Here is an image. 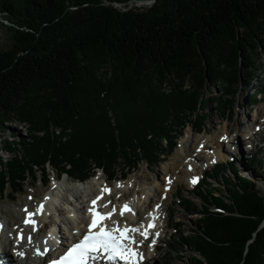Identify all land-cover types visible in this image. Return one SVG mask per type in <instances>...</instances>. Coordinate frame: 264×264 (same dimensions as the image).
I'll return each instance as SVG.
<instances>
[{
    "label": "trees",
    "instance_id": "16d2710c",
    "mask_svg": "<svg viewBox=\"0 0 264 264\" xmlns=\"http://www.w3.org/2000/svg\"><path fill=\"white\" fill-rule=\"evenodd\" d=\"M132 1L0 0L12 36L0 49V126L27 124L29 137L6 141L13 157L0 158V194L19 192L39 171L47 184L49 168L87 182L98 169L117 179L118 171L126 177L158 164L195 125L206 90L220 85L234 95L253 81L264 0H156L128 9ZM260 96L263 89L256 103ZM209 179L222 180L224 192H213ZM203 185L195 192L203 206L198 228L182 234L193 264H264L257 183L229 163L208 171ZM185 204L197 211L192 200ZM174 225L178 231L181 223Z\"/></svg>",
    "mask_w": 264,
    "mask_h": 264
},
{
    "label": "rangeland",
    "instance_id": "374dc122",
    "mask_svg": "<svg viewBox=\"0 0 264 264\" xmlns=\"http://www.w3.org/2000/svg\"><path fill=\"white\" fill-rule=\"evenodd\" d=\"M153 4V1L148 3L144 0L132 1L129 3L130 7L128 9L135 7L141 9L148 8ZM116 6L122 8L123 4ZM7 25L8 22L4 21L0 16V49L2 50L8 49L12 44L11 32L8 30ZM257 59L260 65L258 69L255 68L252 70V74L254 75V77L252 78L253 81H248L241 89H238L236 92L231 91L232 93H234V95H226L224 93L225 90L220 88V85L206 90L203 96V100H207V105L203 107L204 109L201 108V110L196 113L199 114L200 117L194 120L195 125H189L185 128L183 134L177 140L175 150L172 152H168L167 155L162 158L161 162L152 166L148 165L147 163L142 164L136 170L128 173L126 178H124L125 176L123 177L120 174L122 171H118V178L120 180L124 179L122 180V182H124L126 179H132L138 182L139 187L137 186L136 189L134 188L133 190H131V196L132 194L134 195L133 192L140 191V186H142V188H152V191L154 192H149V196L151 198L154 197L155 193H160V198L163 201V207L161 209V215L163 216V219L160 223V227H166L167 220L168 218L170 219V227L166 229L167 233H163L162 235V232H158L159 235H162V239L159 241V243L161 244L160 250L150 256L149 260L156 261L157 264L194 263V249L191 247V245H188V243L183 242L184 240L182 234L189 237L193 236V230L198 228V219L202 218V215L198 214V211H202L203 206L200 198L196 197L195 195V192L199 191V189L195 190V187L198 183L190 186L189 181L185 180V160H183L184 162H180L182 166L180 167L179 174H177L178 178L181 177V181L177 182L175 186L171 188L172 190H168L166 188L165 182L163 180V176L164 178H166L165 180H167V178H169V175L166 174L165 176L164 173H162L166 166H170L171 173L169 174H171V176L174 175L172 168H174V166L176 167L175 162L179 156L180 150L183 149L185 151L184 153H188V151L193 148L195 149L193 151L195 153L197 149L196 147L198 146V142L200 140L203 139V141L206 140L207 142L208 138L212 137L213 135L220 136L226 131V125H230V129H232V132L230 130L228 134L237 133L238 138H240V143L224 142V150L222 148L221 155H225V161L218 160L216 158L217 161L214 162V160H216L214 158V160L211 161L208 165V158L203 156L198 166H203L206 163L207 166L205 169H197L195 172L199 175L200 181H203L202 178L204 172L211 171L212 168L218 163H220L221 165L234 163L235 168L238 169V175L241 178H247L256 182L259 190L264 195V148L262 150H250L248 147V144H250V140H245L244 137L247 132L253 129V126L257 121L258 123L256 124V127H262V129H264V120L262 122V118H260V116L258 115L259 110H264V97L262 98V96H260L262 99L259 98L260 102L258 103H256L255 101L256 96L259 94V89L264 90V48L260 49ZM260 69H262V71H260ZM105 75V71L100 72L101 78L105 77ZM220 100H223L222 105H220ZM223 105L229 106V110L225 112L226 109L223 108ZM205 114L206 116H204ZM249 120L250 124L248 122ZM27 128V124H22L19 122L6 123L0 126V158H2L5 162L11 160V158L13 157V154L8 153L5 149L6 141L8 140L11 142H18L23 141L24 138L28 139L29 137ZM60 131L61 130L59 129V132H56V134H59ZM16 135H18L19 138L16 137ZM189 137V143H186ZM261 143L264 144V138L262 139ZM207 144L212 145L210 142H208ZM187 145L189 146V148L187 147ZM197 151L198 152L196 153H202L201 151H203V149L198 148ZM211 152L214 153L216 152V150L213 148L211 149ZM258 159L262 160L261 164H258L255 161ZM1 170L2 168L0 166V171ZM123 172L127 173V171ZM55 173L56 172L54 170L49 168L47 174L48 177H51V179L49 178L50 183H47L45 185L42 182L44 179V175L41 171L37 173V180L32 174H29L28 180L21 187H18L20 189L19 192L15 193L14 189L12 187H9V189L4 194H0V222H6V224L10 222L12 226H10L11 229H9L12 230V232H15L18 229V226L21 224L24 215L22 214L24 208L23 206L26 204H33L31 203V201H34L35 205L40 200H42V198H45V195L47 197L48 190H50L52 188V185H54L53 177L54 175H56ZM101 175L106 176V174L102 172V170L97 171V173L95 174L96 178L88 180L86 182L87 184L73 183L67 176L62 177V181L69 180V183H67V187L70 186L69 188L74 187L76 184H78L76 186L83 188L89 187L93 182H96L97 178H103L101 177ZM225 176H228L233 181H237L239 178H237V174H235L234 171L232 172L230 170L227 171V175ZM209 181L211 183V186L209 188L212 189L213 192L218 195L221 193V191L224 192V183L222 180L221 182H219L217 179H209ZM116 183L117 182H112L110 186H115ZM205 188L206 186L203 185V187H201V190ZM29 197H31V199H29ZM186 198L192 200L195 203L197 211H191V208H189L188 205L185 204ZM212 210L215 212L219 211V209L217 207L215 208V206L212 207ZM176 222L181 223L178 231L175 230L176 227L174 224ZM42 233L43 235L39 238V240L42 239L45 235L44 232ZM150 244V241L149 243L147 242L146 244H144L143 247L146 252L153 250V244H151V247L149 246ZM146 257L148 256L146 255ZM6 263L15 264L13 260H10V262Z\"/></svg>",
    "mask_w": 264,
    "mask_h": 264
},
{
    "label": "bare ground",
    "instance_id": "6f19581e",
    "mask_svg": "<svg viewBox=\"0 0 264 264\" xmlns=\"http://www.w3.org/2000/svg\"><path fill=\"white\" fill-rule=\"evenodd\" d=\"M258 115L260 116V118H262V122H263L264 110H259ZM248 122L250 124V120ZM257 123L258 121L255 124L253 123L254 126H253V129L249 131V135L246 134L244 136L245 140H250V144H248V147L250 150H253V151L256 150V147L259 144V138L257 137L264 138V129H262V127L261 129H258L256 127ZM225 130L226 131L220 136L213 135L212 137H209L207 142L206 140L203 141V139L200 140L196 148L197 149L202 148L203 149V151H201L202 153H196L199 151V150L197 151V149L194 153L193 151L195 149L193 148H191L188 151L189 154L184 153L185 151L183 149L180 150L179 156L177 158L179 163L176 160L175 162L176 167L174 166V168H172L174 175L171 176V174H169L171 173L170 166H166L162 172L164 173L165 176L166 174L169 175V178H167V180H165L166 178H164L163 176L165 186L168 190H172L171 188H173V186H175L177 182L181 181L180 180L181 177L178 178L177 176V174H179L180 167L182 166V164H180L181 161L182 162H184L183 160L186 161L185 180L189 181L190 186L193 185V183L191 182L193 178L198 177L199 178L198 181L200 180L199 175L195 171L197 169H205L207 166L206 165L207 163L204 164L203 166H198L203 156L208 158L207 159L208 165L210 164L211 161L214 160V158L225 161V155L224 154L221 155L224 142L225 143H228V142L229 143H240V138H238L237 133L228 134L230 130L232 132V129H230V125H226ZM256 131H257V134L255 135ZM225 137H227V139H224ZM189 139L190 137L188 138L186 143H189ZM208 142H210L212 145L207 144ZM187 147L189 148L188 145ZM213 148L216 150L217 154L216 152L214 153L211 152V149ZM217 159L214 160V162H216ZM187 170L189 174L187 173ZM104 180H105L104 177L100 179L97 178L96 182H93L89 187H83V188L76 186V185L74 187L69 188L70 186L67 187L66 180L65 181L61 180L56 185H52V188L48 190L47 192V197L45 195V198H42V200H40L37 204H35L36 206L34 205V201H31V203L33 204L24 205L23 207H27L29 211H33V212L36 210V208L40 204L43 203L45 205L43 215H39L35 217V219L40 223L39 230L36 232H31L30 227H25V225L23 224V220L25 218V212L22 213L24 215H23L21 224L18 226V229L15 232H12V230H10L11 229L10 226H12L10 222H8L7 224L6 222H3V223L0 222V224H3V228L0 229V251L2 249L4 250L3 254L5 255V258L13 260L15 264H45L50 259L56 258V256L61 253V251L59 250L60 248H62L65 244L75 242L76 240L79 239L80 235L85 232L86 230L85 226L87 225V222L89 221V214L87 212V209L90 206V202L93 199H95L97 195H99L101 188H103L104 186H108L109 188L112 189V195L111 196L106 195L104 198V202L111 200L112 205H115L117 207V214L113 217V219L120 221L122 225L126 222L130 226H139L143 224L146 227L149 221L152 218H155L156 226L160 227V223L162 222V219H163V216L161 215L163 201L160 198V193L158 192L155 193L154 197L151 198L149 196L150 194L149 192L151 193L154 192L152 191V188H147V187L142 188V186H140V191L137 192L136 190H134L136 192H133L134 195L132 194L131 196V190H133L134 188L136 189L137 186L139 187L138 182H136L135 180L126 179L124 182H122V180L124 179L122 180L119 179L115 181L117 183L122 184L123 185L122 188H117L116 187L117 183L115 184V186H110L112 183L106 184L107 181L106 180L104 181ZM169 181H171V183L168 184ZM155 192H156V189H155ZM53 193H58L57 199L59 200H56V197ZM70 193L74 197L73 201L66 195V194L69 195ZM117 196H119V199H116ZM59 201L61 202L59 203ZM124 203H129L133 211L136 213V215L126 212L125 216L121 217L119 215V210H120V207ZM157 205L160 206L158 209L156 208ZM110 210H111V205L109 206V208L103 209V211H110ZM150 212L153 213L152 217L148 215ZM54 213L58 215L59 222L54 221V224H55L53 226L54 231L51 230L49 233L45 234L44 237L40 239L41 240L40 241L39 238L43 235L42 229L45 227L46 221L50 220ZM169 220L170 219L168 218L167 225L166 227H164L163 233H167L166 229L170 227ZM108 224L110 227L112 226L110 221L108 222ZM21 229L24 230L25 237L28 234H31L33 236L32 244H29L27 242V239L23 241L18 240V233L20 232ZM143 230L144 229L142 228L141 231ZM149 231L151 235H149V238L147 240H149L150 243L152 242L153 239L156 241L155 244H153V250L152 251L150 250L149 252H146L143 247L144 244H146L148 241L143 240V237L136 235V239L138 241L143 240L142 245L139 247V251L143 253L144 257L146 255L148 256V257H145V259L141 262V264H157L156 261H152L149 259H150V256H152L154 253L159 251L161 248V244L159 243V241L162 239V235L157 237L154 234L155 232H159L160 229L156 230V228H154V230L149 229ZM44 239H45V242H44ZM57 240L61 241L60 248L56 247ZM37 246H39L41 251H43L45 247L49 249L45 260L39 259V258H42V256L36 254ZM17 252L18 253L23 252L25 256H20V255L17 256Z\"/></svg>",
    "mask_w": 264,
    "mask_h": 264
},
{
    "label": "snow or ice",
    "instance_id": "6c2138e0",
    "mask_svg": "<svg viewBox=\"0 0 264 264\" xmlns=\"http://www.w3.org/2000/svg\"><path fill=\"white\" fill-rule=\"evenodd\" d=\"M224 139H227V137ZM198 179V177L193 178L191 182L195 184ZM116 187L122 188L123 185L117 183ZM106 195H112V189L108 186L101 188L99 195L90 202L87 212L91 219L87 224V231L81 238L67 246L56 259H50L48 264H101V261L106 262V264H115L117 260L124 261L125 264H141L145 257L139 251V247L142 245L143 240L149 238V235H151L149 229L155 228V224L149 222L145 227L143 224L130 226L125 222L122 225L120 221L113 219L117 214V207L112 205L111 200L104 202ZM117 199H119L118 196ZM110 205V211H103V209L109 208ZM159 207V205L156 206L157 209ZM44 209L45 205L43 203L34 212L29 211L27 207L23 209L25 212L23 224L25 227H30L31 232L39 230L40 225L35 217L43 215ZM126 212L136 215L129 203H124L120 207L119 215L124 217ZM148 215L152 217L153 213L150 212ZM109 221L111 222V227L108 224ZM2 228L3 224H0V229ZM142 228L144 229L143 231H141ZM136 235L143 237V240L138 241ZM155 235L158 237L159 233L157 232ZM25 239H27L29 244L33 243V236L28 234L25 237L24 230L21 229L18 233V240L23 241ZM59 242L57 240V243ZM155 242L153 239L151 244H155ZM151 244L149 245L150 247ZM48 251L47 247L41 251L39 246H37L36 254L43 256ZM18 255L23 256L24 253L20 252Z\"/></svg>",
    "mask_w": 264,
    "mask_h": 264
},
{
    "label": "water",
    "instance_id": "95a60500",
    "mask_svg": "<svg viewBox=\"0 0 264 264\" xmlns=\"http://www.w3.org/2000/svg\"><path fill=\"white\" fill-rule=\"evenodd\" d=\"M134 1H141V0H134ZM144 1H146L148 3V2H152V1L155 2L156 0H144ZM117 5H122V4H117Z\"/></svg>",
    "mask_w": 264,
    "mask_h": 264
}]
</instances>
